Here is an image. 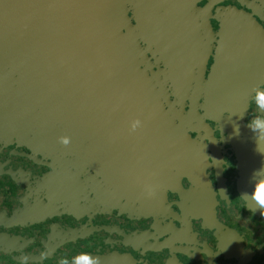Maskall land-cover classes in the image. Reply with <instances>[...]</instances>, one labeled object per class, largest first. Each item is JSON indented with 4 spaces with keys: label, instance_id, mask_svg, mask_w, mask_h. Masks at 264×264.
Returning <instances> with one entry per match:
<instances>
[{
    "label": "flooded vegetation",
    "instance_id": "af4514ba",
    "mask_svg": "<svg viewBox=\"0 0 264 264\" xmlns=\"http://www.w3.org/2000/svg\"><path fill=\"white\" fill-rule=\"evenodd\" d=\"M138 1L127 2L133 27ZM194 1L177 12L168 44L148 32L138 42L160 98L155 111L162 107L178 130L112 129L78 142L76 156L60 146L59 115L23 117L20 137L15 124L0 123V264H74L81 255L125 256L122 264H264V212L250 199L264 155L247 126L264 118L255 102L264 94V0ZM180 57L184 77L172 82ZM215 70L249 77L215 86Z\"/></svg>",
    "mask_w": 264,
    "mask_h": 264
},
{
    "label": "water",
    "instance_id": "95a60500",
    "mask_svg": "<svg viewBox=\"0 0 264 264\" xmlns=\"http://www.w3.org/2000/svg\"><path fill=\"white\" fill-rule=\"evenodd\" d=\"M127 2L130 0H0V123L15 124L13 129L20 137L27 122L23 117L57 120L59 115L60 138L71 141L68 146L60 143L66 147L65 153L67 147L74 150L78 142L85 144L92 135L99 138L103 134L105 139L112 129L116 134L122 130H178L162 107L155 111L160 98L138 59L145 56L140 37L145 41L146 32L152 38L160 35V19L167 12L175 15L178 0H139L134 4V27ZM194 5L192 0L189 6ZM176 21L177 15L171 31L177 27ZM258 34L264 35L260 30ZM228 35L222 31L226 45ZM168 49L162 52L172 70L175 66ZM263 55L259 51L262 61ZM205 62L206 58L201 65ZM239 72L215 70L211 83L217 86L216 80L239 75L243 83L248 74ZM177 73L171 71L172 82ZM106 107L112 111L104 110ZM75 151L70 153L80 156ZM90 258H98L99 264H122L127 259L118 255Z\"/></svg>",
    "mask_w": 264,
    "mask_h": 264
},
{
    "label": "clouds",
    "instance_id": "9594fccd",
    "mask_svg": "<svg viewBox=\"0 0 264 264\" xmlns=\"http://www.w3.org/2000/svg\"><path fill=\"white\" fill-rule=\"evenodd\" d=\"M256 105H258V109H264V94H257L255 98ZM243 117V116H241ZM139 123V121L137 122ZM248 128L252 131L255 142H256V150L261 155H264V151L260 149V141L264 139V118L257 116L253 118V120L247 123ZM236 133L239 134V128L237 126ZM59 142L64 146H68L70 144L69 137H61ZM261 174H264V168L260 170L254 171L251 180L256 181L255 189L250 199L255 201L254 210H260V212H264V198H261L258 194L264 189V179H261ZM247 193H244L242 197H246ZM242 201H237V203H241ZM60 264H69V260L67 258H63L60 261ZM74 264H99V259H91L87 255H81L75 259Z\"/></svg>",
    "mask_w": 264,
    "mask_h": 264
},
{
    "label": "rangeland",
    "instance_id": "374dc122",
    "mask_svg": "<svg viewBox=\"0 0 264 264\" xmlns=\"http://www.w3.org/2000/svg\"><path fill=\"white\" fill-rule=\"evenodd\" d=\"M191 2H192V0H178V2H177V4H176V7H175V9H174L175 15H173V14L171 13V15H173V16H170V12H167V13H165V14L162 16V18L160 19V25H161V27H162V30H161L162 33L160 34L159 37H161V38H170V37H172L173 32L170 30V26H171V24H172L174 18L176 17L177 12H179L180 10H182L184 13H186L185 10H186L187 8H186V7H183V6H188V7H190L189 5H190ZM166 24H168V26H166ZM168 27H169V28H168ZM165 43L168 44V43H169V39H168V41H166ZM251 55H256V53L253 51V52L251 53ZM181 59H182V57L179 58V69H178L179 72L177 73V74H179V75H180V73H181V76L177 75V77H178L180 80H183L184 75H183L182 73H183L185 70H184L182 67H183L184 65H186V62H185L184 64H182V63H181ZM200 65H201V64H200ZM192 78H193V77H191V78H186L185 81H186V82H191Z\"/></svg>",
    "mask_w": 264,
    "mask_h": 264
},
{
    "label": "snow or ice",
    "instance_id": "6c2138e0",
    "mask_svg": "<svg viewBox=\"0 0 264 264\" xmlns=\"http://www.w3.org/2000/svg\"><path fill=\"white\" fill-rule=\"evenodd\" d=\"M261 198H264V189L261 190V192L258 194Z\"/></svg>",
    "mask_w": 264,
    "mask_h": 264
}]
</instances>
